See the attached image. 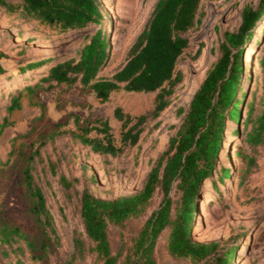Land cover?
<instances>
[{"label": "rangeland", "instance_id": "1", "mask_svg": "<svg viewBox=\"0 0 264 264\" xmlns=\"http://www.w3.org/2000/svg\"><path fill=\"white\" fill-rule=\"evenodd\" d=\"M156 1L103 0L108 10L106 26L110 30L112 50L109 64L101 75H111L126 61L128 50L144 29ZM262 2L264 0L201 1V11L205 14L190 30V45L178 60L177 70L182 71L183 78L175 86L171 104L158 117L149 116L139 141L115 156L97 153L69 134L51 137V133L58 123L66 122L61 128L78 129L79 125H86L98 117H108L115 140L121 144L122 121L114 116V108L120 105L133 115L149 113L154 107L157 91L120 90L102 102L91 89L77 81L51 89L38 87L34 92L24 89L22 106L9 112L6 105L11 100V92L31 82L36 75L37 68H24L28 60L43 54L66 55L77 48L80 37L95 25L60 31L57 26L34 18L25 19L19 11L7 12L0 6V50L7 54L0 57L5 67L0 73V120L7 116L11 122L0 135V226H18L29 240L35 242L34 248L26 245L25 253L13 252L10 247L5 251L0 246V264H20L17 258L24 264H61L74 251L76 235L84 238L88 249L89 240L81 214L83 190L88 188L103 198L140 190L156 159L183 121L184 114H177L178 107H188L208 70L220 56L224 32L239 28L245 4L258 8ZM263 40L264 8L246 45L240 96L244 90L249 93L258 86L259 100L263 91V72L258 62ZM201 43L204 45L197 55ZM248 93L246 100L250 99ZM73 114L79 116L78 124ZM238 125L241 126L228 121L227 140L218 156L216 170L201 186L193 235L199 241L220 240L222 246L234 247L233 264H264V146L260 147L257 167L244 176V159L237 152L241 146L235 131ZM43 141L45 143L41 145ZM37 148L41 156L36 155L33 172L54 214L60 244L55 243L38 215L31 210L33 197L25 182V169L29 156ZM49 160L57 162L56 172L50 169ZM223 166L231 169V174L224 180L219 177ZM61 172L79 180L66 189L59 183ZM179 195L180 192H176L174 198ZM162 197L158 187L141 215L109 226L112 251L122 253L120 264L133 237L159 207ZM167 234L168 229H165L156 243L158 264H194L168 251ZM22 244L26 243L22 241ZM100 263L95 252L86 250L76 264Z\"/></svg>", "mask_w": 264, "mask_h": 264}, {"label": "trees", "instance_id": "2", "mask_svg": "<svg viewBox=\"0 0 264 264\" xmlns=\"http://www.w3.org/2000/svg\"><path fill=\"white\" fill-rule=\"evenodd\" d=\"M201 1L157 0L144 29L130 46L126 61L111 75L105 76L101 72L109 64L112 39L106 26L108 10L103 0H21L18 4L0 0V6L7 12L19 11L25 19H38L57 26L60 31L95 25L80 37L77 48L66 55L43 54L30 58L24 68H37L36 75L33 81L11 92L7 110L11 112L22 106L24 89L34 92L38 87L51 89L77 81L91 89L102 102L108 101L115 91H157L154 107L149 113L133 115L120 105L114 108V116L122 121L121 144L115 140L108 117H98L86 125H79L78 129L61 128L66 122L58 123L51 133V137L69 134L97 153L121 154L127 146L139 141L148 117H158L171 104L175 86L183 78L182 71L177 70L178 60L190 45V30L205 14L201 11ZM263 8V2L258 8L245 4L239 28L224 32L220 56L208 70L188 107H178L177 114H184L183 121L156 159L140 190L114 198L99 197L88 188L83 190L81 214L89 246L87 249L84 238L76 235L74 251L61 264H76L86 250L95 252L100 264H120L122 253L112 251L109 226L141 215L158 187L163 193L160 205L133 237L122 264H158L155 247L165 229H168L166 245L173 256L187 258L194 264H233L234 247L222 246L220 240H196L193 231L200 189L216 170L218 156L227 140L228 121L241 124L235 131L241 139L237 152L244 159V176L257 167L260 147L264 146V40L258 54L263 72V91L259 100L258 86L239 95L243 88L246 45ZM203 45L199 46L197 55ZM3 56L7 54L0 50V57ZM3 71L5 67L0 62V73ZM247 93L250 99L246 100ZM73 115L78 124L79 116ZM9 124L7 116L0 120V135ZM36 155L41 156L39 148L29 156L25 169V182L33 197L31 210L38 215L55 243L60 244L54 214L33 172ZM49 165L52 171H57V162L49 160ZM230 174L231 169L223 166L219 177L224 180ZM78 180L64 172L59 175V183L66 189ZM176 192H180L177 199L174 198ZM26 245L34 248L35 242L29 240L18 226H0V246L5 251L10 247L13 252L25 253ZM17 263L24 264V261L17 258Z\"/></svg>", "mask_w": 264, "mask_h": 264}, {"label": "bare ground", "instance_id": "3", "mask_svg": "<svg viewBox=\"0 0 264 264\" xmlns=\"http://www.w3.org/2000/svg\"><path fill=\"white\" fill-rule=\"evenodd\" d=\"M201 207L203 208L204 206H203V205H201Z\"/></svg>", "mask_w": 264, "mask_h": 264}]
</instances>
